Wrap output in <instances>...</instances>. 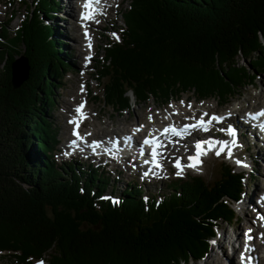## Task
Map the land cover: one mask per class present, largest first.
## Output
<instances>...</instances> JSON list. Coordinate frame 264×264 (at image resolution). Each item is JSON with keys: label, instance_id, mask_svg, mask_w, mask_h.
Wrapping results in <instances>:
<instances>
[{"label": "trees", "instance_id": "obj_1", "mask_svg": "<svg viewBox=\"0 0 264 264\" xmlns=\"http://www.w3.org/2000/svg\"><path fill=\"white\" fill-rule=\"evenodd\" d=\"M35 1L14 33L0 28V40L9 44L0 52L1 257L17 264L205 258L215 223L235 218L228 201L240 199L244 175L222 162L212 184L200 177L175 180L168 193L145 200L130 183L117 198H105L114 181L93 166L58 170L57 135L46 112L55 102L56 76L70 67L50 15L55 0ZM121 17L120 41L109 42L96 68L98 86L108 78L104 104L115 111H129L128 92L137 104L150 98L163 104L183 93L225 103L264 73V0H131ZM18 55L28 71L14 89Z\"/></svg>", "mask_w": 264, "mask_h": 264}, {"label": "rangeland", "instance_id": "obj_2", "mask_svg": "<svg viewBox=\"0 0 264 264\" xmlns=\"http://www.w3.org/2000/svg\"><path fill=\"white\" fill-rule=\"evenodd\" d=\"M19 1L21 2V0H0V24L3 23L5 25L4 27L8 28L7 32L14 33L16 29L18 28V26L20 25L21 20L24 17V14L26 12L25 7L26 8L32 7L33 9L36 6V2H37L33 0H22L23 3L25 4V5H22L21 3H19ZM130 1L131 0H121V3L114 4L113 6L115 8L113 9V11H110V12L107 10V15L101 20L100 26L94 24V26L89 27V32L90 33L92 32L91 34L96 33L95 35H97L96 37L98 41L96 42V44H97L98 51H96L95 54L94 52H92V49L88 47V44H89L88 40H87L88 44L84 45L83 38H81L79 33L72 30L70 24H68V29L62 28V26L59 25L60 30L62 32L61 35L63 37L65 35L68 37L66 40H63L64 39L63 38L62 39L63 42L61 41V44L65 43V46H64L65 51H63L64 53L62 52V55L64 57H62V60L69 67H71V69L69 73L59 72V75L56 76V81L53 84V88H52V91H53L52 96L55 102H54L53 107H51V109H47V112H46L48 114L47 118L50 121V124L51 125L53 124L54 129L56 131V135H57L56 141H59L58 145H56L53 148L54 153L52 155L53 160L58 170L59 168L65 169L66 167H70V166L72 167L76 166L79 168H84V166L85 167H89V166L96 167V165L99 164L100 170H103L102 171L103 173H108L110 176V179L114 181V187L111 188L112 191L111 189H109L110 193L105 194L106 195L105 198H108L109 196L116 197L120 195V193L123 192L124 187L126 186L128 182H130L133 185L138 186L145 179H144V176L134 177L132 174H129L128 171L125 170V166H126L125 163L123 164L121 163V165H115V164H112L110 161H108L110 164H112V168H110L108 167L106 163H104V161L100 163V161L102 160L98 161L97 159L95 160L92 158L87 161L84 155L78 157V160L64 161V157H63L64 155L61 149L63 148L65 144H67V142L65 141L67 140L66 138L68 136L69 128L66 126V124H70L69 121L76 117L77 113L75 109L82 102H84L86 98H87V101H85L86 107H84V113L86 112L85 115L86 117H88V121L83 122L85 126L82 127V133L87 132V129H89L92 132V135L97 138H102V137L105 138L109 135L117 136L121 132L127 131L128 128L132 126V124H135L136 119H137V122H141L144 116H146V114L150 115L154 123L157 125L165 126L172 121L177 122L178 124L189 122L190 117H185L184 111H187V113H190L191 115H194V116L204 113V110L208 112H213L216 110V105L218 103L217 98L209 99L202 105V109H201L199 107L201 105H198L195 107L196 101L195 99H193V97L195 96L192 93H183L180 95V98H179L181 102L169 108H167L166 105L162 106V102L160 100H156L155 98H150L148 101H145L140 104L136 103V105H134L133 100H136V99L134 98V96H132L131 92H128L127 97L130 98L129 106L131 105V107L129 108V111L127 112L120 111L119 113V111L113 110L111 106H107L104 104L103 90H104V85L108 82V78H104L101 82L102 85L98 86L97 81L94 80V78L96 77V73H93L91 71L96 70V68L100 66V62H102L101 56L103 55V51H101L100 47L106 46L109 41L118 40L117 34L120 32V28L123 27L122 18L119 12H121V10L123 9H126ZM73 3H76L75 0H73ZM118 5L119 7H117ZM32 9H29V10H32ZM11 13H13V15H11L13 17L12 21L9 20V18L11 17L10 16ZM76 15H77V12L75 11L74 12L75 24L82 26L78 22ZM108 17L109 19L115 20L116 28L113 30L108 29V31L102 30L101 27L103 25H108L105 20ZM48 23L51 24V19L48 20ZM52 23L55 24L53 25L54 26L53 28H59L57 21L53 20ZM44 24L46 23L44 22ZM113 34H115V36ZM55 37L57 39H60L58 36H56V33H55ZM79 40L80 42H82L83 44L82 46L85 48V50L83 51L78 50L76 48L77 41ZM90 41L92 40L90 39ZM8 46L9 44L6 39L0 40V52H5ZM82 46L80 49H83ZM77 47L79 48V46ZM83 52L87 53L88 55H92V62H93L92 66H94V69L91 68L87 70L86 64L83 65L80 63V56L83 55ZM20 54H21V51H20ZM73 56L74 58H72ZM20 57L21 55H18L16 56L15 59H18ZM244 67L248 71H250L249 66L245 65ZM1 68L2 67L0 66V69ZM260 75H259L260 76L259 78L254 77L256 78L254 80V83L256 85H254L253 88L251 86H249L248 88H245L241 93H239L240 95L239 97H236V98L233 97L228 101V102L238 101L237 103L233 104L232 111L236 110L237 112H240V110H243V111L246 109L250 110L254 107H259L262 104H264V73H261ZM81 86H83L84 88L83 91H81ZM85 90L88 91V97H85L84 95V93L86 92ZM92 96L93 98H91ZM94 96L98 97L100 101L95 100ZM171 105H172V102H171ZM188 105H191V107H188ZM67 107H69L68 113L66 112ZM159 107L161 108V113H159V111L155 113L154 111L158 109ZM230 107L232 106L230 105ZM219 110H222V111L226 110V112H228L229 111L228 105ZM243 114L244 112L242 113V115ZM137 128H140L141 130L146 129L145 127L141 128V126ZM148 130L149 129H146V132H142L144 133L143 136L146 135ZM183 138L187 139V136L183 135ZM165 143L168 145H172V143L169 142L168 140H165ZM178 146H179L178 149H175L174 151L173 150L163 151V156H164L163 160H164L165 169L169 171L172 170L171 172H173V167L175 168L172 175L169 176L168 178L167 176L168 174L166 173L165 170H163L162 176H161V178H163L162 180L144 181V184L146 186H142V187L145 188V190L147 191V194L143 193L142 197H146L148 194L150 195L160 194L162 191H164L162 195H165L166 193H168L170 182L176 179L188 180L190 178L200 177L206 183H209V184H212L215 180H217L218 173L221 168V163L224 161L221 155L219 157L215 155V158L211 157L210 159H208L206 162V165H204L202 169L200 170L194 169L193 171L188 172L186 171L187 167H185L184 168L185 172L183 170V174L181 176H177L176 175L177 170L175 167L177 160L179 159L182 165H186L187 163L184 162L185 157L188 154H190L193 149V146H190V148L189 146L187 147V145H178ZM229 159L232 162L235 161L233 154L231 158ZM84 160H86V162ZM103 166H104V169L101 168ZM255 167H256L255 170H253L252 172L247 171L244 174V177H245L244 184L246 187L243 192V196H240L239 200L233 201L234 204H231V207L233 208L235 216H236L233 222L229 224L227 222H220V221L217 222L218 227H220V230L217 229L218 232H220L224 238L226 237L224 240L220 239L219 243L224 242L231 232H232V237L237 236L238 240L239 239L241 240L243 237L244 228L247 229L248 227L251 226L250 227L251 230L252 231L255 230V226L253 225L255 221L252 219V212L249 211L250 208H254L255 206H251L245 209V211L240 210V204H241L240 201L245 200L247 195L253 189L261 185H264V163L263 164L261 163L259 165L257 164L255 165ZM236 169L234 170L235 171L240 170V169H237V170ZM114 170H115V173L113 172ZM121 170L125 174H123ZM160 181L162 183H160ZM147 184L150 185L152 188H149ZM261 195L262 194L260 193L259 196ZM255 200L257 199L255 198ZM240 219H244V220L240 221ZM217 238L218 237H216L215 239ZM221 245L224 246V244L220 243L219 246ZM222 253L226 255V257H228L229 259L232 258V256L229 255L227 247L224 246L222 247V251L220 250L215 251V249L211 252L208 251V256L205 259H202L201 257H199L197 260H194L193 262L189 264H206L210 260H214L217 262L219 259L221 260ZM1 255L2 254L0 253V264H17L13 258L12 259L8 257L3 258L1 257ZM43 257H44L43 259L48 260L47 255ZM45 264H48V263L46 262Z\"/></svg>", "mask_w": 264, "mask_h": 264}, {"label": "bare ground", "instance_id": "obj_3", "mask_svg": "<svg viewBox=\"0 0 264 264\" xmlns=\"http://www.w3.org/2000/svg\"><path fill=\"white\" fill-rule=\"evenodd\" d=\"M100 3H102V5L104 4L103 7L107 13V10L109 12L113 11V9L115 8L113 5L117 4V3H121V0H105V1L100 0ZM80 10H81V8H80L79 4L77 2L73 3V0H60L59 1V10L57 12H55L53 15V17H54L53 20L58 22V27H59V28H57V32H55L56 36H58L61 40L63 38H64L63 40H66L68 37L66 35L64 37L61 35L62 32L60 30V26H62V28L68 29V24H70L72 30L79 33L81 38H84L85 34L81 33V28H84V29L86 28L85 30L87 31L88 36L92 40V41H90L92 52H94V54H95V52L98 51L97 50V44H96V42L98 41L97 37H96L97 35H95L96 33L91 34L92 32L91 33L89 32V27L94 26V23H83L82 26L75 24L74 12L76 11L78 13ZM57 15H58V17H57ZM56 17H57V19H56ZM105 20L109 26L103 25L101 27L102 30L108 31V29L113 30L116 28L115 20L109 19V17L106 18ZM78 22H79V20H78ZM99 33H101V32H99ZM70 42H71V40H70ZM88 42H89V40H88ZM64 45H65V43H64ZM82 45H83L82 42H80V40H79V41H77V46H79V48L77 46H76V48L78 50H81V51L85 50V48ZM81 46L83 47V49H80ZM83 54H85V53L83 52ZM72 58H74V56ZM72 61H73V59H72ZM85 101H87V98ZM84 107H86V103L84 104ZM68 109H69V107H67V109H66L67 113L69 112ZM242 111L243 110H240V112H237L236 110H234V111L231 110L232 114L229 116L226 123H224L221 127H218V124H220V122H221L220 121V122H217L218 124H216V125H214V124L213 125H207V130L205 132H202V134H201V132H199V129H192L190 132H185L183 135L187 136V139H184L183 137H177V136H170V137L163 136V138H161L160 141L165 146L163 148L159 149L160 153H162V155H160V156L161 157L163 156L164 150L165 151L166 150H170V151L173 150L174 151L175 149H178V147H179L178 145H187V147L189 146V148H190V146H192L191 143H193V141H197L198 139L204 140V141L211 140V141L215 142L216 141L215 139L220 138L222 140V142L227 143L226 150H228V148H231V152L235 158L236 163H237V161H240V165H242V167H240V169L243 170L241 174L244 175L247 171L252 172L256 168L255 165H257V164L259 165L261 163L262 164L264 163V141L259 140L256 134L253 136V140L251 139V137L246 138V135L250 134V130H249L250 128L247 127V129L245 130L244 129L245 126H242V125L245 122H247V120L244 118V115L246 112H249V110L248 109L244 110L243 115H242V113H243ZM83 112H84V109H83ZM184 113H185V117H190V119H192L194 117V115L187 113V111H184ZM204 113H211V112L204 110ZM204 113H202L201 115H203ZM195 116H197V115H195ZM76 117H77V115H76ZM186 123L187 122L178 124L177 122L172 121L165 126L175 125V127L176 126L179 127L182 125L184 126V124H186ZM183 126L181 128H183ZM82 127L83 126H81V127L79 126V129H78L80 131V135H83L82 134ZM229 127H232L235 130V136L234 137L229 135V133H228ZM146 129H143V130L140 129L139 131H134L135 130L134 129L132 131V134L135 135L136 133H138V136H137V138H138L142 132H146ZM220 130H223V133H224V134H222L221 137H219V135H218ZM150 132L152 133L151 130H148L145 136H148V134ZM123 133L124 132H121L120 134H123ZM216 133H217V135H216ZM114 137H117V136L115 135ZM142 137L143 136H141L139 139H141ZM162 139H163V141H162ZM233 139H235V141H236L235 144L232 143ZM165 140H168V141L171 140L172 145L166 144ZM135 142L139 144V141L135 140ZM173 142H175L176 144ZM77 143H80V141H78ZM81 143L82 144L78 147L80 149V151L83 152L84 154H86V156H91L90 153L92 151L94 152V149L89 147L88 137L84 138L83 141H81ZM258 143L261 144L260 147L257 146ZM195 154H196V149L193 147L191 153L188 154L187 156L190 157V156L195 155ZM225 154H227V153H225ZM75 158H77V156ZM162 161H163V159H161V169L164 166V161L163 162ZM223 162L228 165V163L225 160ZM125 168H127V166H125ZM170 171H172V170H170ZM133 176L134 177L140 176L139 172L136 170V168H135V174ZM162 179L163 178H161V176H158V177H154V179H152V180L157 181V180H162ZM263 191H264V185H261L255 189H253L247 195L245 200L240 201L241 202L240 210L245 211V209H247L251 206H255L258 199L260 198L259 194L260 193L262 194ZM263 194H264V192H263ZM255 198L257 200H255ZM237 239H238V237H237ZM253 247H255V244L253 245ZM249 251H251V250L249 249ZM255 253H256V256H258L261 253V251H255ZM218 261L216 262L214 260H210L206 264H222L220 259ZM231 263L237 264V261L235 259H231V260L229 259L228 264H231Z\"/></svg>", "mask_w": 264, "mask_h": 264}, {"label": "snow or ice", "instance_id": "obj_4", "mask_svg": "<svg viewBox=\"0 0 264 264\" xmlns=\"http://www.w3.org/2000/svg\"><path fill=\"white\" fill-rule=\"evenodd\" d=\"M94 3H99V0H85V3L83 5V7L85 8V12L81 14V19L82 20H91L94 19L95 17V13H96V9L93 8V4ZM98 22V21H97ZM115 36V34H113ZM85 38L89 40V44L88 47L91 48V42H90V37L88 36L87 31H85ZM118 39V37H117ZM86 59H90L86 58ZM84 88L83 86H81V91H83ZM183 103V102H182ZM188 107H191V105H188ZM84 109V104L81 103L76 109V113H77V117L73 118L72 120L69 121V123L74 125V129H73V136L75 137L74 140L71 141V146L76 147L78 146L77 142L78 141H83V136L80 135L78 129H79V125L82 122L83 119H86V115L83 112ZM207 113H204L199 120H196V122L194 124H186L183 126V128H176L175 125H169L167 127H165L160 135L161 136H165V137H170V136H177V137H183V134L185 132H190L192 129L195 128H200L203 130H207V125L211 124L213 121L216 122H220L223 119H225V117H221V116H216V115H212L211 117H209V119L207 121H205L204 116H207ZM258 116H264V111H261L260 113H257L256 116H253L252 118H256ZM167 118V117H165ZM152 117L149 116V120L151 121ZM143 126H141L142 128ZM140 128L135 129L134 131H139ZM228 133L230 136H235V130L232 127L228 128ZM90 135V133H89ZM126 141H131V137H126L125 138ZM169 142H171V140H169ZM219 143V147L216 149L215 151V155L217 157H219L223 152H225V149L227 147V143L226 142H217ZM233 144L236 143L235 139H233L232 141ZM144 145H150L152 147V163L154 164V166L156 168H160L161 165L157 162V156L162 155V153H160L158 150L160 148H163L165 145L161 143L160 138L153 136V134L150 132L149 136L146 137L143 141ZM207 144L208 147L205 148L204 145ZM89 147H100L99 142H93L91 145H89ZM196 154L194 156H190L188 157L190 163L188 165H182L179 161V159L177 160L175 167L177 168V176H181L183 174V170L185 167H191L194 169L199 170V166L203 163L201 157L202 156H206L210 151H212L214 148H216V144L211 142V141H203V142H198L196 145ZM66 155H68L69 153H65ZM141 154H143V149H141ZM227 155L228 158H231L232 156V152H231V148H228L227 150ZM148 161H146L147 163ZM237 164H240V161H237ZM246 166V165H245ZM144 175H148V173L146 172ZM114 204H118L119 201L118 200H114L113 201ZM249 233H251V229H249ZM246 237L248 240H251L252 237L251 235L246 233ZM245 250H249L247 248V244L245 246ZM241 260H242V264L245 260V257L241 256ZM248 264H251V257L247 258ZM40 264H43V262L41 261Z\"/></svg>", "mask_w": 264, "mask_h": 264}, {"label": "water", "instance_id": "obj_5", "mask_svg": "<svg viewBox=\"0 0 264 264\" xmlns=\"http://www.w3.org/2000/svg\"><path fill=\"white\" fill-rule=\"evenodd\" d=\"M12 65V85L19 88L27 77V61L24 57L18 58Z\"/></svg>", "mask_w": 264, "mask_h": 264}]
</instances>
